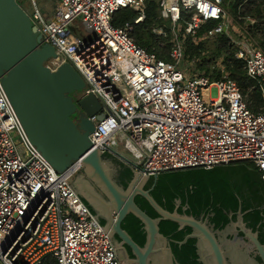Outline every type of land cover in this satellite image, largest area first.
Returning <instances> with one entry per match:
<instances>
[{
    "label": "built area",
    "instance_id": "obj_1",
    "mask_svg": "<svg viewBox=\"0 0 264 264\" xmlns=\"http://www.w3.org/2000/svg\"><path fill=\"white\" fill-rule=\"evenodd\" d=\"M231 1L160 0L162 24L154 32L167 37L170 29L168 60L131 37L133 26L146 18L147 0H58L51 19L35 0L32 10L21 5L42 44L55 49L57 58L49 61L54 68L48 67L55 71L70 63L86 84L78 98L93 95L104 105L103 120L90 118L95 125L90 140L102 153L120 152L112 149L117 144L147 177L249 162L264 180V106L257 113L250 110L224 64L217 67L218 80L199 70L191 77L182 71L184 63L194 62L186 57L187 38L198 43L232 33L234 57L244 62L254 82L250 90H258L264 101V49L242 26L264 22L240 17V32L230 22ZM121 9L137 13L134 25L114 26ZM209 22L215 26L199 38ZM82 167L80 159L56 172L29 141L0 76V264H122L67 182Z\"/></svg>",
    "mask_w": 264,
    "mask_h": 264
},
{
    "label": "water",
    "instance_id": "obj_2",
    "mask_svg": "<svg viewBox=\"0 0 264 264\" xmlns=\"http://www.w3.org/2000/svg\"><path fill=\"white\" fill-rule=\"evenodd\" d=\"M56 58L55 49L42 44V37L23 6L17 0H0V76L5 93L29 141L57 173L65 172L81 159L82 169L67 182L113 241L116 254L128 247L136 264H150L153 256L160 264H178L170 240L160 232V222L169 220L178 223L180 229H193L189 237L198 240L203 264H229L228 258L232 264H259L251 246L264 264V244L258 232L245 223L241 209L231 227L218 233V240L204 217L196 219L180 214L177 209L169 212L158 204L151 192L160 174L144 176L125 155L112 150L132 173L127 188L120 186L115 180V165L107 157L110 154L102 153L90 140L95 130L90 118L97 115L99 121L103 120L105 115L100 111L104 105L93 95L79 99L85 81L70 63L51 70L47 64ZM151 178L153 186L146 190ZM137 196L148 201L158 213V219L141 210L135 202ZM130 214L143 224L144 247L122 228ZM231 232L242 233L247 242L237 236L228 241L226 236Z\"/></svg>",
    "mask_w": 264,
    "mask_h": 264
},
{
    "label": "trees",
    "instance_id": "obj_3",
    "mask_svg": "<svg viewBox=\"0 0 264 264\" xmlns=\"http://www.w3.org/2000/svg\"><path fill=\"white\" fill-rule=\"evenodd\" d=\"M159 4L160 0H147L146 18L138 25H134L137 13L131 9H121L116 12L113 24L117 28L123 27L126 23L133 24L132 39L147 51L168 60L172 48L170 29L166 28L167 37L154 32V28L162 24L158 13ZM229 8L230 15L234 14L239 24H244L243 20L239 21L240 17L264 22V0L262 2L234 0L229 4ZM214 26V22L204 25L199 30V38L204 37V34ZM262 30L264 32V29ZM231 35L233 36L232 33L230 35L222 33L198 43L187 38L186 57L191 61L201 60L200 63H196L197 69L204 72L211 80L220 78L221 72L217 70L216 63L223 58L226 71L247 97L248 107L257 113L264 106V101L258 90H250L254 82L247 76L244 62L234 57L237 49L232 44ZM209 46L212 48H208ZM262 46L264 48V42ZM207 51H209L208 56ZM126 172V180L122 181L124 188H127L132 178L131 171ZM153 183L154 180L151 178L145 189L149 190ZM151 195L162 208L169 212L177 209L180 214L193 216L196 219L204 217L217 236L218 233L231 227L241 209L245 223L254 232H258L259 240L264 244V182L260 171L252 163L237 162L211 169L190 168L164 172L159 175ZM135 202L151 218H159L158 213L146 199L137 196ZM178 203L180 206L177 208ZM101 223L105 225V221ZM159 227L161 234L170 240L174 258L178 264H203L198 252V240L189 237L193 234L192 228L180 229L178 223L169 220L161 221ZM122 228L140 247L145 246L146 233L142 222L137 217L128 215L122 223ZM235 236L244 239L242 233H235L234 236H228L229 241ZM251 247L256 255V262L262 264L253 246Z\"/></svg>",
    "mask_w": 264,
    "mask_h": 264
},
{
    "label": "rangeland",
    "instance_id": "obj_4",
    "mask_svg": "<svg viewBox=\"0 0 264 264\" xmlns=\"http://www.w3.org/2000/svg\"><path fill=\"white\" fill-rule=\"evenodd\" d=\"M18 3L24 5L27 9L29 10H32V6L30 4V1L31 0H17ZM36 3H37V6L39 8V10L41 11L42 15L46 18V19H51L53 17V11H54V8L56 7V5L58 4V0H35ZM263 0H258V2H262ZM232 2V1H231ZM229 2L228 3V10L230 11V8H229V4L231 3ZM232 14V13H231ZM230 22L232 23L233 26H235L236 28H238L237 30H239L240 32H242L240 30V27L238 26V20H236L235 18V15L232 14L231 15V18H230ZM245 26H243L244 30H247V31H250L248 33L251 34V36L259 43L260 41V45L262 46V42L261 39H262V36H261V33H263L262 29H264V27L262 25H257L256 28H253V26H248L247 24V21H245ZM72 31L74 33H78L80 31V27H79V24H74L72 26ZM82 34V33H81ZM235 39L238 40L237 38V35H235ZM263 47V46H262ZM208 48H212L211 46H209ZM206 55L208 56L209 55V51L206 52ZM193 64H190L189 62H186L184 63L183 65V73L189 77L193 76L194 74L196 75L198 73V69H197V66L198 64L196 63H200L201 60L198 61H195L193 60ZM223 58H220L217 63H216V67H222L223 66ZM49 66H51L52 68L53 65H51V63H48ZM114 148H119V150H121V152H124V155L127 156V158L129 157V154L126 153L122 147L120 148L117 144H114L112 146V149ZM113 157H117L116 155L112 154ZM118 158V157H117Z\"/></svg>",
    "mask_w": 264,
    "mask_h": 264
},
{
    "label": "flooded vegetation",
    "instance_id": "obj_5",
    "mask_svg": "<svg viewBox=\"0 0 264 264\" xmlns=\"http://www.w3.org/2000/svg\"><path fill=\"white\" fill-rule=\"evenodd\" d=\"M107 157L110 158L112 160L113 164L115 165V168H116L115 180L117 181V183L120 186H122V181L123 180H126V177H125V175L127 173L126 171H130L129 168H128L127 163L124 162V161H122V160H120L117 157H113L112 154L107 155ZM226 230H224V231H226ZM230 235H233L234 236L235 234H233V232L228 233L227 236H226L228 241H229L228 236H230ZM217 238L219 240V237L218 236H217ZM234 239L235 238H233V240ZM219 243L221 244L220 241H219ZM117 255H118L120 261L122 262V264H136L135 263V257L133 255V252L128 247H124V249H121L119 252H117ZM228 262H229V264H232V262L230 261V259L228 260ZM150 264H160V263H159V260L156 259V258H154V256H153L152 259H151V261H150Z\"/></svg>",
    "mask_w": 264,
    "mask_h": 264
},
{
    "label": "crops",
    "instance_id": "obj_6",
    "mask_svg": "<svg viewBox=\"0 0 264 264\" xmlns=\"http://www.w3.org/2000/svg\"><path fill=\"white\" fill-rule=\"evenodd\" d=\"M259 23H261V22H259ZM258 24V23H257ZM258 25H261V24H258ZM263 26V25H262ZM264 27V26H263ZM253 28H256V24L253 26ZM263 31V30H262ZM86 33V32H85ZM261 36H262V39H261V41H263L264 42V32L263 33H261ZM259 45H260V41H259ZM261 46V45H260ZM262 47V46H261ZM263 48V47H262ZM264 49V48H263ZM121 148V147H120ZM118 150H119V148H117ZM120 152L119 153H121L122 155H124V152H121V150H119ZM126 156V155H125Z\"/></svg>",
    "mask_w": 264,
    "mask_h": 264
}]
</instances>
